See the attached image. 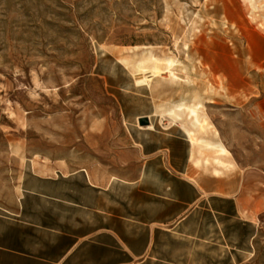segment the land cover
I'll return each instance as SVG.
<instances>
[{"label": "rangeland", "instance_id": "374dc122", "mask_svg": "<svg viewBox=\"0 0 264 264\" xmlns=\"http://www.w3.org/2000/svg\"><path fill=\"white\" fill-rule=\"evenodd\" d=\"M148 53L182 80L137 85ZM195 95L230 152L218 176L264 172V0H0V207L27 169L128 170L127 116L186 135L156 104ZM212 154L197 172L213 174Z\"/></svg>", "mask_w": 264, "mask_h": 264}, {"label": "crops", "instance_id": "0c3cea01", "mask_svg": "<svg viewBox=\"0 0 264 264\" xmlns=\"http://www.w3.org/2000/svg\"><path fill=\"white\" fill-rule=\"evenodd\" d=\"M142 116L151 115L127 116L126 171L22 173L15 202L0 207V264H249L262 257L264 172H197L187 135L151 119L152 127L140 126Z\"/></svg>", "mask_w": 264, "mask_h": 264}, {"label": "bare ground", "instance_id": "6f19581e", "mask_svg": "<svg viewBox=\"0 0 264 264\" xmlns=\"http://www.w3.org/2000/svg\"><path fill=\"white\" fill-rule=\"evenodd\" d=\"M184 45L185 47L187 46L186 43H184ZM177 63L178 61L175 60V58L161 59L152 53H148L147 55L145 54L141 59L140 64L137 66L138 71L142 75L141 77L135 79V83L137 85H146L153 88H155L157 84H160L162 80L167 81L170 84H177L182 80L177 72ZM183 63L185 62L183 61ZM163 69L168 73V76H166L167 78H163L161 75L163 73ZM154 78L159 79L156 82L157 84L155 86H152L151 83ZM184 81L187 83L190 82L189 79H185ZM197 98L198 96L195 95L191 103L180 101L178 103L170 104V102H167L166 100V103L164 104H156V113H159L161 116H169L173 121H180L182 129L186 133L192 145L191 156L195 167H198L200 165L201 159L203 160V165H208L209 158H202V151L206 150L215 154H212L214 155L212 161L215 165V167L212 169V172L217 176L221 173L219 167L223 169L232 167L231 162L226 160L228 157H230V152L225 147L223 142L219 139L218 132L213 128V124L208 121V118L204 112L203 104L201 103V101H198ZM146 127H152V124H149ZM207 134H211L213 138H207Z\"/></svg>", "mask_w": 264, "mask_h": 264}, {"label": "water", "instance_id": "95a60500", "mask_svg": "<svg viewBox=\"0 0 264 264\" xmlns=\"http://www.w3.org/2000/svg\"><path fill=\"white\" fill-rule=\"evenodd\" d=\"M140 126H147L150 124V119L147 116H142L137 119Z\"/></svg>", "mask_w": 264, "mask_h": 264}]
</instances>
